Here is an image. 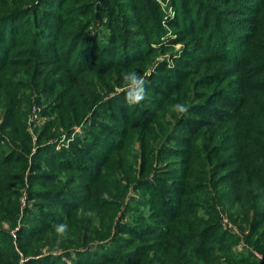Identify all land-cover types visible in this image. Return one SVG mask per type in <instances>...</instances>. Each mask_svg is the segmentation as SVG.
I'll use <instances>...</instances> for the list:
<instances>
[{"label":"trees","instance_id":"1","mask_svg":"<svg viewBox=\"0 0 264 264\" xmlns=\"http://www.w3.org/2000/svg\"><path fill=\"white\" fill-rule=\"evenodd\" d=\"M169 5L0 0V264H264V0Z\"/></svg>","mask_w":264,"mask_h":264},{"label":"rangeland","instance_id":"2","mask_svg":"<svg viewBox=\"0 0 264 264\" xmlns=\"http://www.w3.org/2000/svg\"><path fill=\"white\" fill-rule=\"evenodd\" d=\"M158 1H159V4H161L162 7L164 6L163 8L165 10V15H163V20H165V21L171 20L175 16V12H174L173 8L169 5L170 4V0H158ZM227 8L229 10L230 9L231 10L232 9L236 10V12L234 14L230 13L229 15H223L225 18H227L229 20L239 19L242 16H245V12H246L245 9L243 7H240L239 5H237V7H234V6L230 5ZM127 14L129 16H133L134 13L128 12ZM164 28H166V32H167L166 35H170L171 36L173 34L172 31L174 29L169 28L168 26H164ZM94 33L95 34L97 33V28L95 26H92V25L89 26V28H87V30H86L87 37H90V36L94 35ZM182 50H183V44L182 43H176L174 46L169 47L167 49V54L158 55L157 57H155V59H154L155 60V64H157V62H159V61H166L167 62L166 67H168V66L173 67L174 65H173L172 59H170V56L171 57H177ZM149 72H150V70H147L146 71V75H148ZM168 74H169L168 72H163V75L167 76ZM141 80H142V78L140 79V81ZM51 102H53L52 99H49L47 101H43L42 98L35 97L34 93L30 96V106H29V108H28V110L26 112V129L30 133V135L32 136L33 144L35 143L36 137H37L39 131L42 129V126L47 121V118L42 115V110H44V108L48 104L50 105ZM87 126H88V122L85 119H83L79 123V125H77L75 127V129L73 130L72 135H70L69 138L66 137V134H64V131H61L59 136L56 138V141L58 139V141L55 142L56 145L57 146L69 147L70 141H72L73 139H74V141L77 140V136L79 138H81L83 136L84 129L88 128ZM79 144H83V142H79ZM33 150H34V147L31 149V151H33ZM52 169H54L56 171V168H52ZM43 170H46V172L47 171H52L49 168L46 169L44 164H41V167H40V169L37 170V173H40ZM24 172H25V174H27L28 168ZM59 173L64 174V175L68 174L67 172H64V171H61ZM34 187H36V185H34ZM165 195L168 198H170V195L168 193H165ZM141 197H142L141 192L138 190V193L136 192V195L134 196V198L138 200L137 202H139L140 199L141 200L143 199V197L142 198ZM19 202H20V215L23 214V212H24L23 207L25 206V204L30 209H34L35 208L34 205H33V203H34L33 200H30V201L26 200L25 189L24 188L20 189ZM140 203H142V201H140ZM142 205H143V203H142ZM128 219H129V217L125 216L123 220L127 221ZM223 225H224L223 228L229 230L230 232H233V233H236V234H239V235L242 234L241 231L238 230L236 228V226L232 225L231 223H226V224L223 223ZM2 226L4 228H6V229L8 228V224L5 223V222L3 223ZM241 245H242L241 243L237 244L235 246V248H234V251L235 250L236 251L237 250L240 251L241 247H242Z\"/></svg>","mask_w":264,"mask_h":264},{"label":"clouds","instance_id":"3","mask_svg":"<svg viewBox=\"0 0 264 264\" xmlns=\"http://www.w3.org/2000/svg\"><path fill=\"white\" fill-rule=\"evenodd\" d=\"M134 82H135V81H134ZM142 94H143V90L141 89V90L135 95V97H134V99H135L136 102H139V101L142 99ZM180 111H181V112H184V111H186V109L183 108V107H181V108H180ZM59 230H60V231H63V226H61Z\"/></svg>","mask_w":264,"mask_h":264},{"label":"built area","instance_id":"4","mask_svg":"<svg viewBox=\"0 0 264 264\" xmlns=\"http://www.w3.org/2000/svg\"><path fill=\"white\" fill-rule=\"evenodd\" d=\"M222 222H223L224 224H226V223H230V222L228 221V219H227L225 216L223 217ZM19 264H24V258H23L22 256H20Z\"/></svg>","mask_w":264,"mask_h":264}]
</instances>
